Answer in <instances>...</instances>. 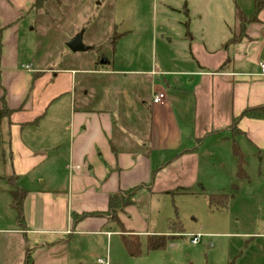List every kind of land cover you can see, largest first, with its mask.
Here are the masks:
<instances>
[{"label":"crops","instance_id":"crops-1","mask_svg":"<svg viewBox=\"0 0 264 264\" xmlns=\"http://www.w3.org/2000/svg\"><path fill=\"white\" fill-rule=\"evenodd\" d=\"M138 1L115 0L114 27L122 38L139 29ZM33 3L0 0V109L5 101L11 111L3 122L4 144L11 175L26 191L24 225L15 218V227L0 228V264H27L28 259L32 264H78L79 258L72 262L63 253L76 238L109 241L119 234L123 241L122 236L159 235L145 232L148 226L136 197L153 194L161 175L173 166L196 171L207 144L214 158L224 146L227 152L229 144V151L237 145L245 160L264 159V9L259 22L249 24L238 43L226 42L222 51L204 48L200 56L191 43L198 67L175 72L96 68L83 74L79 87V71L43 68L35 77V68L18 66L22 12L29 5L33 11ZM232 34H240L239 29ZM164 73L199 78L185 108L179 109L158 83ZM157 93L165 95L156 105L159 111L176 116L169 129L175 141L168 137L159 155L152 147ZM260 109V117L244 116ZM185 128L190 133H182L181 141L175 130ZM116 195L131 204L117 210L115 220L110 198ZM129 215L137 221L132 223Z\"/></svg>","mask_w":264,"mask_h":264},{"label":"rangeland","instance_id":"rangeland-1","mask_svg":"<svg viewBox=\"0 0 264 264\" xmlns=\"http://www.w3.org/2000/svg\"><path fill=\"white\" fill-rule=\"evenodd\" d=\"M62 2L61 7H51L49 14L32 11L30 5L22 12L23 29L18 44L21 61L17 64L25 70L79 71L77 80L81 87L83 74L96 68L147 71L157 68L175 72L198 67L190 44L194 43L200 56L204 48L222 51L232 33L241 31L238 10L250 16L255 0H139L136 8L139 29L120 40L115 54H112L114 45L108 44L114 35H120L114 27L115 0ZM80 34L89 50L73 52L68 43ZM206 55L204 52L203 56ZM103 59H107L106 64H102ZM194 77L164 73L158 83L180 109L185 108L186 98L199 83L198 77L192 81ZM158 107L154 105L152 118L155 155L175 141L169 129L172 130L176 116L162 113ZM175 133L181 134L182 141V133L188 136L190 129H177ZM208 145L203 155L198 156L196 171L191 167L177 170L178 166H173L161 175L153 194L136 197L139 213L148 226L147 235L172 232L170 219L182 226L183 234L171 241L166 250L149 251L143 237L141 255L131 257L121 235L116 234L109 241L76 238L63 253H69L72 262L79 258L78 264H96L99 257L109 259V264H229L234 259L237 264H264V159L249 157L245 165L247 178L240 180L229 144L227 152L222 147L224 151L219 158L207 153ZM9 158L4 144L0 147V228L6 229L16 224V212L10 206L12 198L7 192L11 175ZM216 195L224 197L211 204L210 197ZM224 202L227 208L222 207ZM129 217L132 223L137 221L132 215ZM195 236L200 237L197 244L192 243ZM79 246L81 250H76Z\"/></svg>","mask_w":264,"mask_h":264},{"label":"trees","instance_id":"trees-1","mask_svg":"<svg viewBox=\"0 0 264 264\" xmlns=\"http://www.w3.org/2000/svg\"><path fill=\"white\" fill-rule=\"evenodd\" d=\"M63 4L62 0H34L32 9L35 10L37 13L44 12L45 14H49L51 7H61ZM264 9V0H255L254 3V11L250 16L246 15L244 12L238 10V20L240 24V34H233L232 38L228 41V45L230 44H236L241 40V37L244 36L246 28L249 24L257 23L259 22V14ZM2 34V29L0 28V35ZM190 33H188L189 35ZM124 34L118 35L108 40V44L114 45V52L112 51V54H115L116 45H118L119 41L122 39ZM104 57V56H102ZM101 60V58H100ZM96 70V69H95ZM94 71V70H93ZM41 70L35 69L34 76H38L41 74ZM77 87V91H78ZM262 109L260 110H248L244 113V116L248 117H260V113ZM152 111V109H151ZM10 110L8 109V106L5 101L2 103V108L0 109V147L4 146L3 142V133H2V126L4 120L9 116ZM2 152H5V148L2 150ZM233 157L236 161V167H237V178L242 180L247 178V174L245 171V155L240 150V148L237 145L233 146ZM5 159V154H4ZM6 160V159H5ZM8 160V159H7ZM10 162V158H9ZM0 178H2L0 176ZM8 184L9 189L7 190L8 193L11 195L12 201H11V207L16 212V220L17 223L20 226H23L25 223V216H24V209H23V203L26 197V191L19 188L17 184V177L14 175H10L8 178ZM217 196V197H216ZM215 198L211 196L210 203L213 204V200L221 199L224 196L223 195H216ZM227 199L228 196H225ZM131 204V201L129 198L125 197H119V196H112L110 198V209L113 211V219H118V213L117 210H121L122 208H125ZM223 208H227V202L224 204L222 203ZM95 214H88V216H94ZM77 218V217H75ZM170 228L172 229V232L168 235H149L146 237V243H147V249L149 251H162L166 250L169 243L176 238L180 237L183 234L182 226L177 223V221L170 219L169 220ZM122 227V226H121ZM178 227V229H177ZM123 237V243L124 246L128 252V254L131 257H138L142 253V238L138 235H129V236H122ZM27 264H32L31 260L28 259ZM229 264H237L236 260H232Z\"/></svg>","mask_w":264,"mask_h":264},{"label":"water","instance_id":"water-1","mask_svg":"<svg viewBox=\"0 0 264 264\" xmlns=\"http://www.w3.org/2000/svg\"><path fill=\"white\" fill-rule=\"evenodd\" d=\"M68 47L73 51V52H86L89 50V47L85 46L83 43V34L78 35L76 38L71 40L68 43ZM107 59L102 60V64H106Z\"/></svg>","mask_w":264,"mask_h":264},{"label":"built area","instance_id":"built-area-1","mask_svg":"<svg viewBox=\"0 0 264 264\" xmlns=\"http://www.w3.org/2000/svg\"><path fill=\"white\" fill-rule=\"evenodd\" d=\"M260 67H261L262 75L264 76V64H261ZM164 98H165L164 93H157L153 97V103L155 105L161 104L163 102ZM199 240H200V237L199 236H195L192 239V243L193 244H197L199 242ZM98 264H107V262H105L104 259L99 258L98 259Z\"/></svg>","mask_w":264,"mask_h":264}]
</instances>
